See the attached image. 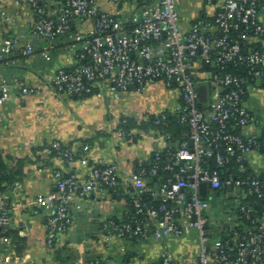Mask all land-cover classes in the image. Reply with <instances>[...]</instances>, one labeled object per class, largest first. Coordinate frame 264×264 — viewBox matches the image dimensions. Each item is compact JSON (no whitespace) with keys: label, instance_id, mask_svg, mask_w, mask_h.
<instances>
[{"label":"built area","instance_id":"1","mask_svg":"<svg viewBox=\"0 0 264 264\" xmlns=\"http://www.w3.org/2000/svg\"><path fill=\"white\" fill-rule=\"evenodd\" d=\"M108 1L115 11L103 9L99 0H13L29 10L28 32L11 33L5 28L10 17L2 10L0 31L7 30L0 37V62L17 51L33 56L34 41L47 43L41 55L50 60L57 41L66 37L79 63L59 70L52 85L57 94L88 95L96 83L106 84L116 98L158 82L178 88L180 102L159 116L154 122L158 128L117 131L122 141L142 138L156 148L150 167L142 166L129 178L135 214L128 220L109 221L102 231L109 232L107 240L113 235L143 239L152 234L163 239L198 232L195 259L179 258L167 249L151 264H264V173L252 172L247 165L262 141L242 132L257 120L245 104L247 87L252 82L257 90V81L264 80V50L256 46L264 37V0H205L212 14L205 11L188 29L182 27L176 0ZM128 6L131 16L126 18ZM87 21L92 23L88 31H76ZM20 91L34 94L43 87L21 85ZM10 99V84L0 76V105ZM167 113L178 116L183 126L178 133L159 127L166 124ZM49 144L68 164L77 161L74 147L57 140ZM90 149L86 144L79 160L90 168L89 177L80 180L75 174L58 172L57 189L36 198L39 206L52 210L46 235L50 249L73 224L70 202L75 196L112 194L122 185L119 165L98 157L91 161L86 154ZM163 156L170 176L148 186V179L158 175ZM202 184L207 186V198L201 196ZM226 192H234L235 197L226 207L228 220L219 225L211 221V210ZM0 228L3 233L12 228L10 208L2 197ZM84 264L105 263L91 259Z\"/></svg>","mask_w":264,"mask_h":264},{"label":"crops","instance_id":"2","mask_svg":"<svg viewBox=\"0 0 264 264\" xmlns=\"http://www.w3.org/2000/svg\"><path fill=\"white\" fill-rule=\"evenodd\" d=\"M176 4L184 29L205 11L212 14V8L206 3L200 7L201 2H197L193 8L186 5V0H176ZM99 5L107 11H115L108 0H99ZM3 9L10 17L5 28L11 33L26 35L28 8L15 5L13 0H0V13ZM124 15L131 16V7L125 9ZM262 20L264 23V14ZM91 26L87 21L77 25L76 31L86 32ZM5 28L0 31V37L6 34ZM27 40L25 37L24 41ZM68 42L66 37L60 38L50 60L41 55L47 43L34 41L36 53L33 56L17 51L0 62V76L9 82L11 92V99L0 105V151L9 166L15 167L21 161L18 168L22 170L18 181L8 186L0 197L10 208L11 229L25 240L23 252L18 254L16 242L6 239L1 231L0 264H84L91 259L105 264H151L167 249L179 258L195 259L200 247L195 229L183 236L169 235L163 239L150 234L143 239L113 235L107 240L109 232L102 231L107 220H124L132 213L130 192L133 188L129 178L151 160L156 148L154 143L142 138L120 140L117 131L122 118L128 116L139 124L153 115L171 111L180 102V90L158 82L144 91L134 88L116 98L108 92L106 84L96 83L86 98L57 94L52 85L59 70L79 63L74 51L68 48ZM256 46L264 50V37ZM27 84L42 85L43 91L21 93L20 86ZM257 85L258 89L253 90L250 82L245 95V104L257 120L242 132L261 139V146L250 153L247 165L250 171L263 174L264 80L257 81ZM155 90L161 95L157 104L150 102V91ZM55 140L77 150L74 164L51 154L46 145ZM86 144L91 145L86 153L91 161L98 157L119 165L122 185L112 194L108 191L75 196L70 202L73 224L56 248L50 249L46 235L52 210L39 206L36 198L57 189L58 172L75 174L80 180L90 176V168L79 161L85 154ZM57 251H61L62 260L58 259Z\"/></svg>","mask_w":264,"mask_h":264},{"label":"trees","instance_id":"3","mask_svg":"<svg viewBox=\"0 0 264 264\" xmlns=\"http://www.w3.org/2000/svg\"><path fill=\"white\" fill-rule=\"evenodd\" d=\"M90 94L88 95H83V96H78V98H86L87 96H90ZM160 115H153L151 116V118L146 121V122H141V123H137L133 118H128V122L127 123H120L119 125V129H123L125 131H130L132 129H138L140 130V128H142L143 130H154L156 128H158L154 122L159 118ZM165 121V125L164 126H159V127H166L168 130L172 131L173 133H178L180 130L183 129V126L178 122V116L176 114H172V113H167V117L164 120ZM50 151L51 154L53 155H57L56 151L53 150V148H51L50 144L46 145ZM69 146V145H68ZM166 159L163 156L161 158V165L159 167V172L158 175L156 177H150L148 179V186H155L158 183H160L161 181L167 179L170 175L168 172H166L164 170V166H165ZM21 164V161L18 162V164L13 167V166H9L7 163V160L5 158V156L2 154V152L0 151V194L3 193L4 191H6V189L8 188V186L14 184L16 181H18V176L22 174V170L21 167L18 168V166ZM143 166L146 167H150V161L146 164H144ZM133 209V208H132ZM135 214V211L132 210V213L124 220H128L132 215ZM116 221V222H120L123 220H118L117 218H111L109 220H107L103 225L102 228L104 227V225L106 223H109V221ZM5 238L6 239H11L13 241L16 242L17 244V253L18 254H22L23 249H24V244H25V240L24 238L20 237L14 230L10 229L8 232L5 233ZM57 257L59 260H62V254L61 251H57Z\"/></svg>","mask_w":264,"mask_h":264},{"label":"rangeland","instance_id":"4","mask_svg":"<svg viewBox=\"0 0 264 264\" xmlns=\"http://www.w3.org/2000/svg\"><path fill=\"white\" fill-rule=\"evenodd\" d=\"M194 1L195 3L193 4V0H186L187 2L186 5L193 8L194 6H196L197 2L199 3L201 2L200 7L202 6V3L204 7V3H205L204 0H194ZM150 93H151L150 102L153 104H157V102L161 98V95L158 92H156V90L150 91ZM234 197H235L234 192H226L216 198V200L214 201V207L211 210V221H214L215 223L222 225L228 220L229 215L226 213V207L233 203Z\"/></svg>","mask_w":264,"mask_h":264},{"label":"water","instance_id":"5","mask_svg":"<svg viewBox=\"0 0 264 264\" xmlns=\"http://www.w3.org/2000/svg\"><path fill=\"white\" fill-rule=\"evenodd\" d=\"M200 94H201V99L205 100V98H206V88L204 86H202L200 88ZM230 189H231V187H230ZM201 196L203 198H207V196H208L207 195V186H206V184H202L201 185ZM84 230H87V228H85ZM0 233H1V228H0Z\"/></svg>","mask_w":264,"mask_h":264}]
</instances>
